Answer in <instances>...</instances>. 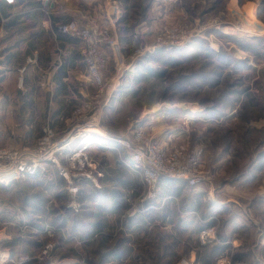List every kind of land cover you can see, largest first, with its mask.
<instances>
[{"label": "crops", "instance_id": "crops-1", "mask_svg": "<svg viewBox=\"0 0 264 264\" xmlns=\"http://www.w3.org/2000/svg\"><path fill=\"white\" fill-rule=\"evenodd\" d=\"M126 7L125 0H0L1 145L33 144L48 125L62 135L70 126L72 109L90 92L89 86L94 87L87 74L83 41L61 32L58 23L75 18L83 24L90 16L98 17L110 24L129 53L151 34L145 21L134 27L126 23ZM23 65L31 67L36 84L15 85ZM139 76L138 65L121 76L116 75L111 62L105 68L111 94L101 119L106 135H94L108 146H91L98 184L81 182L80 224L75 229L67 225L66 231L53 237L48 230L21 237L10 234L0 242V256L37 254L44 243L54 239L60 245L54 247L52 255L29 264H173L180 253L195 257L197 246L190 237L170 235L169 228L185 231L199 224L201 187L192 188L183 179L162 176L158 195L146 198L141 175L131 168L130 152L110 144L114 135L135 125L156 140L188 143L184 141L188 122L202 119V107L144 103L137 116L125 119V103H121L128 100L136 109ZM119 117L122 119L117 121Z\"/></svg>", "mask_w": 264, "mask_h": 264}, {"label": "rangeland", "instance_id": "rangeland-1", "mask_svg": "<svg viewBox=\"0 0 264 264\" xmlns=\"http://www.w3.org/2000/svg\"><path fill=\"white\" fill-rule=\"evenodd\" d=\"M125 2L126 23L134 27L145 21L150 27V39L142 42L154 41L169 24L199 31L182 48L162 47L143 56L139 73L146 76H139L136 83V109L128 100L121 103L125 119L137 116L144 103L202 107V119L189 120L184 140L205 148L200 221L185 231L169 228L170 235L190 237L197 250L195 257L180 253L173 264L183 256L194 264H217L227 256V264H232L234 254L240 257L235 264H264V0ZM37 82L26 66L15 85ZM89 90L93 93L95 87L90 85ZM29 106L33 109L34 103ZM80 214L81 206L76 210L71 205L53 168L34 177H0V230L8 235L52 229L53 237L67 225L75 229ZM210 227L214 233L201 238V230ZM198 251L210 253V259L197 261Z\"/></svg>", "mask_w": 264, "mask_h": 264}, {"label": "built area", "instance_id": "built-area-1", "mask_svg": "<svg viewBox=\"0 0 264 264\" xmlns=\"http://www.w3.org/2000/svg\"><path fill=\"white\" fill-rule=\"evenodd\" d=\"M57 27L61 32L78 36L83 41L82 52L87 64V74L95 92H89L75 105L71 112L70 126L62 135L59 136L56 129L48 125L33 144L23 147L0 144V177H34L40 173L44 175L53 168L63 179L71 205L77 210L81 206V182L91 181L98 184L91 146H108L94 135H106L102 131L101 119L103 110L111 98L108 91L109 82L105 77L107 64L111 62L116 75L121 76L128 69L134 70L143 56L162 47L182 48L199 31L182 24L165 25L154 41L141 42L130 53H126L121 42L113 34L110 24L98 17L90 16L83 24L72 18L58 23ZM2 49L0 44V55ZM25 68L26 66L21 67L20 71L23 72ZM22 78L23 76H20V82ZM112 138V147L124 148L130 152L131 168L141 175L146 198L158 195V183L162 176L183 179L192 188L198 187L205 179V148L199 143L162 142L154 139L139 125L127 126L122 133ZM48 232L50 236L53 235L52 229H48ZM211 232L214 233V227L202 229L200 237L205 239ZM7 237L8 234L0 230V242ZM55 244V241H47L37 254L0 256V264L42 262L51 255ZM228 262V257L224 256L217 264ZM176 264H194V260L183 256Z\"/></svg>", "mask_w": 264, "mask_h": 264}, {"label": "trees", "instance_id": "trees-1", "mask_svg": "<svg viewBox=\"0 0 264 264\" xmlns=\"http://www.w3.org/2000/svg\"><path fill=\"white\" fill-rule=\"evenodd\" d=\"M144 68H146V70H148L149 72H151V71H153V68L152 67H150V66H145L144 65ZM142 69V65L141 64H138V70H141ZM155 74V73H154ZM143 76V75H142ZM146 76V75H145ZM59 177V176H58ZM60 178V177H59ZM173 178V177H172ZM175 179H178V178H175ZM60 182H62V183H64L63 181H62V179L60 178ZM80 194H81V190H80ZM80 194H79V196H80ZM240 254V253H239ZM210 256H211V254L210 253H203V254H201V252H197V261H199L200 259H203V260H205V257H207L208 258V260L210 259ZM206 258V259H207ZM238 260H240V257H239V255H235L234 254V258H233V260H232V264H235Z\"/></svg>", "mask_w": 264, "mask_h": 264}]
</instances>
